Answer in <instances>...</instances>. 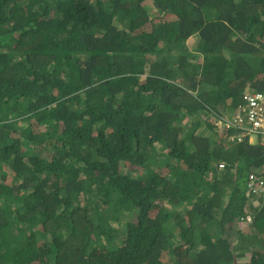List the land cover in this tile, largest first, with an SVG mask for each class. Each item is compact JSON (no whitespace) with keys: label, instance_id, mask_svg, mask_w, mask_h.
<instances>
[{"label":"trees","instance_id":"16d2710c","mask_svg":"<svg viewBox=\"0 0 264 264\" xmlns=\"http://www.w3.org/2000/svg\"><path fill=\"white\" fill-rule=\"evenodd\" d=\"M256 90L264 0H0V264H264Z\"/></svg>","mask_w":264,"mask_h":264},{"label":"built area","instance_id":"2783aa9c","mask_svg":"<svg viewBox=\"0 0 264 264\" xmlns=\"http://www.w3.org/2000/svg\"><path fill=\"white\" fill-rule=\"evenodd\" d=\"M243 100L244 102L238 105L233 114L218 120L217 124L233 132L231 139L248 137L250 141L259 140L264 144V91L247 92ZM223 166V163L219 164L220 168ZM253 180H256L254 191L264 192V177H256L252 173L249 175L250 184Z\"/></svg>","mask_w":264,"mask_h":264},{"label":"rangeland","instance_id":"374dc122","mask_svg":"<svg viewBox=\"0 0 264 264\" xmlns=\"http://www.w3.org/2000/svg\"><path fill=\"white\" fill-rule=\"evenodd\" d=\"M226 116H227V115H226ZM221 119H222V118H221ZM218 122H219V121H218ZM93 196L98 198V197H100V194H98L97 192H93ZM241 226H245V224L242 223Z\"/></svg>","mask_w":264,"mask_h":264},{"label":"clouds","instance_id":"9594fccd","mask_svg":"<svg viewBox=\"0 0 264 264\" xmlns=\"http://www.w3.org/2000/svg\"><path fill=\"white\" fill-rule=\"evenodd\" d=\"M222 117H228V116H222ZM217 123H218V121L215 122L216 125H218ZM247 138H248V137H247ZM248 139H249V138H248ZM255 141H256V140H255ZM251 142H254V140L251 141ZM260 144H262V143H260ZM219 168H220V167H219ZM222 168H223V167H222Z\"/></svg>","mask_w":264,"mask_h":264},{"label":"crops","instance_id":"0c3cea01","mask_svg":"<svg viewBox=\"0 0 264 264\" xmlns=\"http://www.w3.org/2000/svg\"><path fill=\"white\" fill-rule=\"evenodd\" d=\"M233 114V113H232ZM230 115L228 114V117H229Z\"/></svg>","mask_w":264,"mask_h":264}]
</instances>
